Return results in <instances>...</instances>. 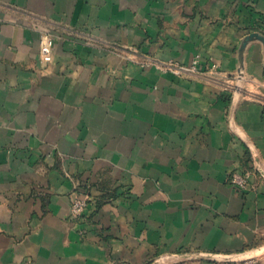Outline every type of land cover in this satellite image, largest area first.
<instances>
[{"label": "crops", "instance_id": "crops-1", "mask_svg": "<svg viewBox=\"0 0 264 264\" xmlns=\"http://www.w3.org/2000/svg\"><path fill=\"white\" fill-rule=\"evenodd\" d=\"M253 31L264 0H0V264H264Z\"/></svg>", "mask_w": 264, "mask_h": 264}, {"label": "built area", "instance_id": "built-area-1", "mask_svg": "<svg viewBox=\"0 0 264 264\" xmlns=\"http://www.w3.org/2000/svg\"><path fill=\"white\" fill-rule=\"evenodd\" d=\"M53 45V38L50 32H45L41 35L39 40V53L43 61H48L51 58V49ZM197 66V61H193L190 66H185L177 64L174 62H159L157 67L163 72H173L176 74L189 72L195 70ZM247 177L245 173L239 171H232L230 174V181L237 187H244L246 185ZM70 215L74 217H81L87 208L90 196L80 195L75 191L70 193ZM219 264H258L257 256H249L243 259H234L232 257L225 258L224 260H219Z\"/></svg>", "mask_w": 264, "mask_h": 264}, {"label": "water", "instance_id": "water-1", "mask_svg": "<svg viewBox=\"0 0 264 264\" xmlns=\"http://www.w3.org/2000/svg\"><path fill=\"white\" fill-rule=\"evenodd\" d=\"M252 39H258L262 42L263 44V49H264V35H262L261 33L259 32H256V31H253V32H250L248 33L244 38H243V41H242V44H241V47L243 48L248 41L252 40ZM191 255V254H189ZM199 255V254H198ZM199 256H203V254H200ZM207 257H211V254H206ZM234 258V259H243L245 257H249V256H237V255H224L223 257H221V259L219 260H224L225 258ZM212 258V257H211Z\"/></svg>", "mask_w": 264, "mask_h": 264}, {"label": "rangeland", "instance_id": "rangeland-1", "mask_svg": "<svg viewBox=\"0 0 264 264\" xmlns=\"http://www.w3.org/2000/svg\"><path fill=\"white\" fill-rule=\"evenodd\" d=\"M251 256H254V255H251ZM258 258V264L260 263V260H259V257H257Z\"/></svg>", "mask_w": 264, "mask_h": 264}]
</instances>
